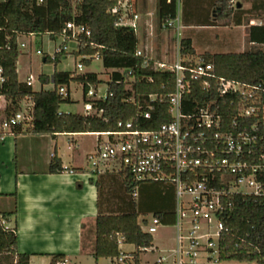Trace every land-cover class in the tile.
Masks as SVG:
<instances>
[{
  "label": "trees",
  "instance_id": "1",
  "mask_svg": "<svg viewBox=\"0 0 264 264\" xmlns=\"http://www.w3.org/2000/svg\"><path fill=\"white\" fill-rule=\"evenodd\" d=\"M130 3L134 7L133 0ZM116 5L117 0H0V68L5 79L0 86V97L4 102L1 115L9 117L16 113L24 100L32 103V121L15 127L14 135H19L23 129L32 135L53 137L58 134L119 132L121 128L118 123L130 121L141 130H155L170 122L169 95L175 89V75L154 69L159 60L150 58L147 51H144L139 31L135 33L129 28L116 27L118 16L111 14ZM216 6L219 10L217 20L230 25L237 6L232 0H217ZM158 11L161 25L167 20H175L176 0L169 3L159 0ZM69 23L83 26L90 32V36H79L80 43L71 54L81 57L86 67L91 66L94 59L83 57L99 54L105 70L113 71L107 83L106 100H91L95 103V108L103 111L101 116L60 111L63 104L71 103L72 100L70 96L65 98L60 95L59 88L69 87L74 82L83 85L86 94L89 85L97 87L103 83L96 73L55 71L52 76L40 75L38 80L42 86H52L51 89L40 91H34L32 86L19 78V37L49 35L55 39L63 37L65 31L71 35L66 30ZM66 43L67 41H63L59 48L65 47ZM138 51H141L140 56H137ZM179 53L182 59H197L190 39H181ZM66 54L64 50L55 52L52 57L46 56L44 62L53 61L57 64ZM199 59L211 64L218 78L257 87L255 105L264 106V48L254 47L242 53H205ZM145 62L148 64L146 67L143 66ZM120 70L124 73L118 72ZM74 73L78 76H74ZM150 95H156L158 99L153 103L151 119L147 120L143 114L151 105ZM187 99L186 111L197 103L216 101L217 105L214 107H218L226 131L232 128L235 131L248 130L253 124H258L261 118L238 119L235 127L233 123L241 98L237 95L220 98L215 81H212L210 89H205L202 81L194 82ZM258 131H261L260 123ZM4 134L0 130V141ZM49 172H65L58 157L51 160ZM120 173L125 193L132 197L138 184L129 174ZM142 184L146 183H140L138 189ZM225 203L227 207L221 215L225 231L218 241L220 263L236 261L264 264V195H232L225 199ZM14 214H0V264H15V261L17 264H29V255L18 253L16 226L6 225ZM140 215L134 202L133 209L128 212L99 215L95 223L94 258L111 259V264H116L115 260L122 255L119 244V239L122 238L124 245L135 247V251L129 253L133 264H140L142 249H149L153 245L152 235L141 229L138 222ZM153 216L159 218L163 225L175 223L174 210L168 213L155 212ZM65 261L63 255H54L50 264ZM125 262L132 264L128 258Z\"/></svg>",
  "mask_w": 264,
  "mask_h": 264
},
{
  "label": "built area",
  "instance_id": "2",
  "mask_svg": "<svg viewBox=\"0 0 264 264\" xmlns=\"http://www.w3.org/2000/svg\"><path fill=\"white\" fill-rule=\"evenodd\" d=\"M111 14L118 16L116 27L129 28L138 33L140 18L133 11L130 0H117ZM163 27L177 29V20H167ZM66 30L71 35L65 31L63 41L72 40L76 45L80 43L79 36H90V32L83 26H75L73 23L67 24ZM61 50L66 52L68 48L58 47L55 52ZM37 53L41 54L40 51ZM140 55L141 51H138L137 56ZM83 58L96 60L100 56L96 54ZM147 65L145 62L143 66ZM83 68L81 59L75 71L82 72ZM154 69L175 75V89L169 95L170 122L155 130H141L133 121L119 122L121 131L97 133L106 140L99 141L97 150L87 155L86 160L93 173L107 168L116 169L129 174L138 185L161 183L172 187L175 192L174 226L177 228V246L170 255L172 263L217 264L220 263L218 241L225 231L221 219L227 207L225 199L232 195H264V106L255 105L257 87L218 78L211 64L201 59H182L179 50L174 62L157 61ZM118 72L124 73L122 70ZM4 81L0 68V86ZM32 81L33 77L28 76L27 85L32 86ZM197 81H202L205 89H210L212 81H215L220 98L239 96L241 102L234 126L238 125V119L261 116L258 119L261 131H258L259 123L253 124L248 130L235 131L232 128L226 131L219 109L214 107L216 101L197 103L187 112L186 101L192 92V84ZM97 87L89 85L88 92L85 94L83 91L84 115L101 116L103 113L95 108L91 100H106L108 88L104 96H99ZM59 93L65 98L71 97L70 86L60 87ZM157 99L156 95L149 96L151 105L143 114L145 119H151L153 103ZM2 102L0 97L1 131L13 134L15 127L32 121V107L25 112L2 117ZM138 185L133 190V197L138 195ZM160 225L161 221L155 216L151 222L147 219L140 222L142 231L150 235L155 234ZM119 244L121 249L124 245L122 238ZM149 249H142V252H148ZM127 258L131 256L122 251L115 262L127 264ZM167 259L162 255L156 263L165 264ZM61 264H67V261Z\"/></svg>",
  "mask_w": 264,
  "mask_h": 264
},
{
  "label": "crops",
  "instance_id": "3",
  "mask_svg": "<svg viewBox=\"0 0 264 264\" xmlns=\"http://www.w3.org/2000/svg\"><path fill=\"white\" fill-rule=\"evenodd\" d=\"M216 1L176 0L177 39L171 28H163V24L162 29L156 28L159 0H133L134 12L140 18L139 35L147 40L150 58L158 55L156 41L163 45V59L159 61H169L170 39H177L178 45L181 39H190L196 58L205 53H242L260 47L264 0H232L237 9L230 25L217 20ZM90 137L98 138L96 144L90 145ZM100 138L97 133L53 137L32 135L25 129L19 135L5 132L0 145V214L15 213L6 225L16 226L18 253L29 255V264H50L54 255H63L67 264H100L103 259L96 260L93 255L99 215L128 212L133 202L141 213L139 224L148 210L175 211L172 187L146 183L136 197H131L125 193L118 170L107 168L93 173L86 157L97 150L99 141H105ZM54 157L61 160L65 172H49ZM152 237V252L161 251ZM144 253L140 254V264ZM129 262H133L132 256Z\"/></svg>",
  "mask_w": 264,
  "mask_h": 264
},
{
  "label": "rangeland",
  "instance_id": "4",
  "mask_svg": "<svg viewBox=\"0 0 264 264\" xmlns=\"http://www.w3.org/2000/svg\"><path fill=\"white\" fill-rule=\"evenodd\" d=\"M155 25L157 30L161 27V23L159 21V18L155 20ZM178 25V22H177ZM164 28V27H163ZM171 30H174V34L177 36V31L175 28H171ZM172 35V34H171ZM170 35V37H171ZM177 39H170L169 44V51L171 57L169 58L168 62H174L178 55V49L179 45L177 42ZM147 40H142V48L144 51H146L147 46ZM260 44V48H264V38H261V40L258 41ZM19 48L21 52L18 68H19V75L20 79L22 81H26L28 76L33 77L32 81V87L34 91H40L41 89H51L52 86H42L39 82L38 78L40 75H47L52 76V74L55 71H64V72H75L76 65L81 61V57H76L71 54L73 50H76L77 45L74 41L69 40L66 43V46L68 50L66 51V56H64L61 61L57 64L52 62H44V58L46 56L52 57L57 48L63 43L62 37H56L55 39H52L49 35H33V36H22L19 37L18 40ZM24 45V47H23ZM155 48H156V55L155 59L160 60L163 59L161 56L163 52V45L157 44L155 41ZM40 51L41 54H38L37 52ZM235 51V50H233ZM149 56H152V53L147 51ZM146 53V52H145ZM155 53V51H154ZM199 59V58H197ZM167 61V60H166ZM77 74H84V73H96L98 74L99 79L103 80V83L98 85L97 90L99 92V96H104L107 91V83L111 79V74L113 71H106L103 67V62L101 59L93 60L92 65L89 67L84 66L83 71L79 72L76 71ZM76 73H74V76H78ZM70 90H71V103L63 104L60 108L61 112L64 113H76V114H84V102H83V88L81 84L72 82L70 84ZM4 105L2 102L1 107ZM29 107H32V103L30 100H24L20 103V108L17 110V112H25L26 109ZM97 137H90L88 139V142L90 145H94L97 142ZM100 140H106L105 137L100 138ZM0 145H2V141H0ZM91 148V147H87ZM155 214L154 210H148L144 215L145 219L152 221V217ZM206 227V226H205ZM204 227V228H205ZM155 240H157L158 244L161 247V251H155L152 252V248L148 250L147 253H144L141 257L142 263L146 264L147 261L151 262L152 264H155L160 256H166L168 257V262L165 264H173L172 257H170L171 251L176 249L177 242H176V236H177V228L175 226H163L160 225L157 228V231L155 234H153ZM121 249L124 253H130L134 251V247L131 245H122ZM100 264H110L109 260L103 259L100 261ZM217 264H256V263H239L236 261H230V262H223Z\"/></svg>",
  "mask_w": 264,
  "mask_h": 264
},
{
  "label": "water",
  "instance_id": "5",
  "mask_svg": "<svg viewBox=\"0 0 264 264\" xmlns=\"http://www.w3.org/2000/svg\"><path fill=\"white\" fill-rule=\"evenodd\" d=\"M238 7H240V5H238Z\"/></svg>",
  "mask_w": 264,
  "mask_h": 264
}]
</instances>
